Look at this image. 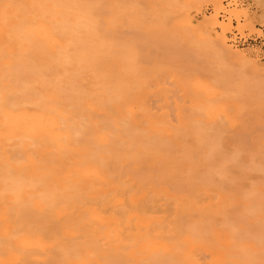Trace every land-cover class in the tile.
<instances>
[{"label": "bare ground", "instance_id": "1", "mask_svg": "<svg viewBox=\"0 0 264 264\" xmlns=\"http://www.w3.org/2000/svg\"><path fill=\"white\" fill-rule=\"evenodd\" d=\"M138 1L0 0V264H264V65Z\"/></svg>", "mask_w": 264, "mask_h": 264}, {"label": "rangeland", "instance_id": "2", "mask_svg": "<svg viewBox=\"0 0 264 264\" xmlns=\"http://www.w3.org/2000/svg\"><path fill=\"white\" fill-rule=\"evenodd\" d=\"M233 2H227L226 0H223L222 5L216 8L211 0H194L190 3L185 2V6L183 10H180L177 12L176 8H168L163 3L162 0H139L136 3V6L134 8L139 10V14H133V9L127 6V8H130L129 10H132V14L129 13L128 10L126 13L122 14H114L115 7L109 6L107 11L110 12L109 17H118L121 18V20L126 21H132L136 20L139 22L140 19H146L151 22L154 21V18L160 17L163 20H167L169 22V27L174 26L178 23H181L184 18L187 17V13L190 14L192 18H194L195 24L197 23H206L207 21H212L213 17L216 16L220 21L223 22L224 26H227L231 24V30L229 32L225 33L226 39L228 40V46L233 51L242 52L244 54H247L249 58L252 60L258 61V63L263 66L264 65V58L260 55V50L257 47L248 48V49H240L230 44V34H232L235 30H238L240 32H249V34H258L261 35V31L258 29V26L264 25V0H232ZM177 4L184 3V0H177ZM221 13H224L222 16ZM249 14L251 16V20H247L245 17H240V19L237 18V16H243L245 14ZM139 17V18H138ZM138 18V19H137ZM237 18V19H236ZM148 21V22H149ZM134 22V21H133ZM156 22L154 21V24ZM203 23V24H204ZM249 23V24H248ZM147 23L146 25H148ZM153 22L149 25L152 26ZM153 24V26H154ZM248 24V25H247ZM125 27L118 28L122 29L123 31ZM135 28V27H134ZM137 28V27H136ZM142 28V27H141ZM146 28V26H143V30ZM141 30V29H140ZM124 31L128 35H138L141 33L138 28L129 31L128 28H125ZM147 31V30H146ZM125 33V34H126ZM216 33V34H215ZM223 33L222 28H219L214 31V36L220 35ZM126 34V35H127ZM127 35V36H128ZM264 67V66H263ZM253 80L254 83H256V86L264 85V77H261L259 75L253 74ZM166 82L168 83V86L170 88H173L172 86V80L168 76L163 77ZM258 83V84H257ZM154 87L151 88L152 92H154ZM264 114V113H263Z\"/></svg>", "mask_w": 264, "mask_h": 264}, {"label": "built area", "instance_id": "3", "mask_svg": "<svg viewBox=\"0 0 264 264\" xmlns=\"http://www.w3.org/2000/svg\"><path fill=\"white\" fill-rule=\"evenodd\" d=\"M227 2L233 1L226 0ZM221 15L223 16L224 13H221ZM258 29L261 31V35L235 30L230 34V44L240 49L257 47L260 50V55L264 58V25L258 26Z\"/></svg>", "mask_w": 264, "mask_h": 264}]
</instances>
